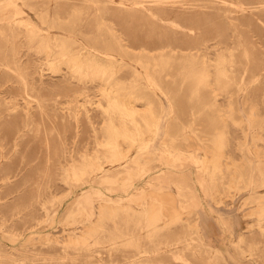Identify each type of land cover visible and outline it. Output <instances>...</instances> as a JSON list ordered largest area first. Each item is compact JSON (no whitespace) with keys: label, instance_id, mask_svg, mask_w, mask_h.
Segmentation results:
<instances>
[{"label":"rangeland","instance_id":"obj_1","mask_svg":"<svg viewBox=\"0 0 264 264\" xmlns=\"http://www.w3.org/2000/svg\"><path fill=\"white\" fill-rule=\"evenodd\" d=\"M69 1L81 13L71 16L77 32L104 37L121 60L119 71L107 81L80 79L63 64L57 71L38 59L34 49L28 50L23 37V51L30 60L27 90L16 73L0 70V264H264V211L242 206L250 188L240 189L243 185H236L233 170L214 171L205 158L214 136L222 131L227 157L236 164L264 166V0ZM43 9L37 5L34 11ZM47 10L54 14V9ZM117 38L131 52L118 51ZM143 49L151 52L144 54ZM220 68L227 79L218 78ZM203 69L209 77L198 84L197 71ZM149 78L158 89L147 84ZM115 82L125 91L112 89ZM102 83L107 92L97 86ZM85 84L87 97L76 93ZM131 87L144 100L126 97ZM147 99L153 102L152 112ZM117 100L125 106H112L110 102ZM252 111L256 116L250 121ZM132 112L138 113L137 127L130 119ZM110 123L118 129L126 126L129 133L115 136L107 148L102 130ZM164 144L182 150L175 161L178 167L166 178L155 173ZM146 146L149 151L144 155L151 157L146 163L152 170L140 176L134 168L132 176L122 177L140 190L148 191L150 180L160 185L169 197L170 212L181 208L184 220L164 228L159 224L163 229L150 237L137 224L143 219L145 201L125 198L115 226L107 223L102 244H92L90 252L62 248L55 232L73 198L69 192L87 188L93 175L74 180L69 169L56 170V160L72 151L81 163L107 149L140 157ZM254 176L258 178V173ZM124 183L112 184L111 195H125ZM258 191L263 194L264 187ZM38 194L40 202L47 201L43 209L36 203L31 215L25 210L15 215L16 203ZM89 202L90 198L83 205ZM31 223H39L32 235ZM16 232L23 237L12 242L10 234ZM112 235L116 239L111 248Z\"/></svg>","mask_w":264,"mask_h":264},{"label":"bare ground","instance_id":"obj_2","mask_svg":"<svg viewBox=\"0 0 264 264\" xmlns=\"http://www.w3.org/2000/svg\"><path fill=\"white\" fill-rule=\"evenodd\" d=\"M37 5L43 6L45 10L35 12L34 10ZM51 8L54 9V14H50L49 10H47ZM25 9L32 11L34 16L31 17ZM78 9V5L70 3L69 0H50L48 3L40 2V0H0V70L4 69L16 73L24 90H27L30 84L27 80L29 79L27 67L29 66L28 63H30V60L29 55L23 51L25 47L22 42L23 37L27 41V49H34L39 55L38 59H44L50 67L57 71H61L60 65L63 64L73 73L77 74L80 79L88 76L91 78L98 77L103 79V81H107L106 78L108 76L111 77L116 74L119 71L117 66L118 61L121 60H118L116 55L112 53L110 43H107V40L101 35L93 36L91 34L77 32V21H72L71 16L81 15ZM74 10H78L79 12ZM116 45L118 51H121L123 54L131 52L119 38H117ZM145 50H142L144 54L151 52ZM189 72H194V70L190 69ZM197 72L196 79L198 80V84H202L204 80L208 79V72L205 69ZM217 74L218 78L219 75L223 79L228 78L222 68L218 70ZM148 81V85L154 86L157 89L159 88L155 81L150 80V78ZM97 86H102L103 91L107 90L104 83ZM111 86L116 91L122 90L123 92L126 89L121 88L120 84L116 82ZM87 91L88 86L85 84L76 93L87 97ZM134 91L135 87L129 88V92H126V97L132 100H144V97L137 96ZM110 103H113L112 106L116 107L125 106V103L118 100ZM146 107L152 112L153 102L147 99ZM129 116L135 123V127H137L136 117L138 113L132 112ZM150 116L155 118L152 113H150ZM255 116L254 111H252L249 120H253ZM142 119L146 120L147 116L142 115ZM250 121H248L249 124ZM121 128L118 129L113 123L106 125L102 130L103 136L105 137L103 146L108 148L109 145H112L113 138L117 135L127 136L129 131L126 129V126L122 125ZM164 135L166 137L169 136L168 133ZM161 148L164 155L161 154L158 157L161 166L158 167L155 173H161L160 175L166 178V174L169 171L172 172L178 167L175 161L178 159L182 150L168 144H164ZM224 148V133L219 131L214 136V146L205 154L206 160H209L213 164L214 171L223 172L225 170H233L236 185H243L240 189L246 190L250 188L251 192L248 198L242 202V206L254 205L253 208L258 213L264 211V193L262 194L258 191L259 188L264 187V166L261 167L260 162L253 163V166H251L250 162L248 166L236 164L231 158L225 155ZM141 151L143 155L137 157L129 156L117 149H112L111 153L107 149L102 156H96L81 163L76 161L74 152L67 151V155L63 154L56 160V170L69 169L70 176L74 180L84 177L89 173L93 175L87 181V188H78L75 189V192H69L73 194V198L62 213V219L59 221L58 226L59 230L55 232L57 233L55 241L61 244L62 248L65 250L73 249L90 252L92 244H102L103 241L101 240H105L106 235H108L107 223L110 222L115 226L114 221L118 210L121 208L119 204L125 198H128V201H145L143 205L144 210L140 212L143 219L137 221V224H141L150 237H154L156 233H159L169 223H177L184 220L181 217V208H179L180 210L174 209L170 212L168 206L170 201L169 197L160 185L156 186L150 180L147 183L149 190H140L137 185L133 184L134 182L131 179H127L129 176H132L131 173L134 168L137 169L136 171L140 176L152 170L146 163L151 157L144 155L149 151L147 146L143 147ZM257 152L255 150L256 156H258ZM197 168L201 169L199 165H197ZM256 172L258 173V178L254 176ZM123 174H126L127 178H123ZM113 176L116 178L113 179ZM125 181L127 182L126 184L124 183ZM156 181L158 183L160 182L157 179ZM118 182L124 183L121 186V192L125 195H111L115 192L114 186L111 185ZM213 182H211L212 185H214ZM234 182L231 183V187H234ZM200 184L202 185L203 183L200 181ZM178 186L180 189L184 188L182 183H179ZM185 188L189 189L188 186H185ZM26 197L28 200L24 199L15 204L16 216L21 214V210L22 212L25 210L27 216L31 215L34 212L36 203L43 204L41 207L43 209L44 204L47 202H40L41 194L35 195L31 199L27 195ZM89 198L91 202L83 205ZM127 212L134 215L139 214L138 211L132 210L131 208H127ZM171 216H174V220H170ZM159 224H163V228H159ZM37 225L39 223L29 224L28 231H30L29 233L31 235L34 229H37ZM188 227L189 229H193L191 225H188ZM259 228L263 231L261 227ZM22 237V233L16 232L10 234V240L12 242H16ZM29 238L31 236L27 240ZM115 239L116 237L113 235L109 238L111 248L115 244ZM239 241L241 243L246 241L243 234H240ZM129 245L135 247L134 244L130 243ZM165 245L169 246V243L166 242ZM186 246L190 248L191 244H187ZM176 257L178 258V255ZM185 263L189 264L187 261Z\"/></svg>","mask_w":264,"mask_h":264}]
</instances>
